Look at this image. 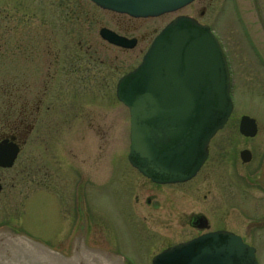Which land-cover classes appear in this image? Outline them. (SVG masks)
Instances as JSON below:
<instances>
[{
    "label": "rangeland",
    "instance_id": "374dc122",
    "mask_svg": "<svg viewBox=\"0 0 264 264\" xmlns=\"http://www.w3.org/2000/svg\"><path fill=\"white\" fill-rule=\"evenodd\" d=\"M180 14L210 25L221 39L230 61L234 107L224 128L210 141L208 159L197 177L181 185L160 186L128 164L129 117L127 109L115 98V86L120 76L138 64L164 23ZM101 27L136 37L137 45L130 50L114 47L99 37ZM44 41L46 45L41 44ZM88 47L100 58L97 69H89L82 79L81 74L69 73L70 68H64V63ZM45 55L59 62L49 72L42 66ZM79 67L87 68H74ZM25 80L33 86L50 84L70 89L74 100L84 102L86 122L80 124L83 140L71 138L69 146L80 148L84 160L80 174L83 177L79 179L84 205L83 209L80 204V220L87 249L130 259V264H149L159 249L212 231L216 227L213 220H218L216 209L225 210L227 220L223 227L241 235L254 247L258 264H264L263 226L256 222L257 226L247 229L250 218L264 221L260 214L263 200H245L237 194L228 201V187L220 181H210L232 168L223 160L230 159L228 155L233 151L236 165L241 166L238 150L242 145L252 148L256 157L264 152V0H196L173 14L151 19H129L104 12L88 0H0V85H20ZM3 94L0 93V118L11 127L13 122L5 119L9 109L2 108ZM242 115L252 117L258 125L256 137L246 142L238 132ZM53 144L55 148L61 142ZM47 146L52 148L51 142ZM45 151L44 146L36 147L39 156ZM47 163L55 172V165ZM70 179H75L72 172ZM75 184L69 186L71 208L77 195ZM47 197L41 194L27 204L23 220L27 231L33 234L47 235L58 222L59 217L54 216L57 210ZM199 212H210L209 225L202 230L192 228L188 221ZM68 215L74 217L71 210Z\"/></svg>",
    "mask_w": 264,
    "mask_h": 264
},
{
    "label": "water",
    "instance_id": "95a60500",
    "mask_svg": "<svg viewBox=\"0 0 264 264\" xmlns=\"http://www.w3.org/2000/svg\"><path fill=\"white\" fill-rule=\"evenodd\" d=\"M99 7L132 17H157L193 0H91ZM110 43L133 47L106 29ZM229 72L224 53L206 25L178 16L154 38L141 63L119 79L117 99L130 113L128 161L159 184L189 180L207 155L210 138L226 123L232 109ZM255 121L242 116L239 131L256 134ZM244 152L241 154L246 160ZM16 149L0 145V164L9 166ZM192 226L204 227L201 217ZM84 227L68 257L39 244L0 232V264H123L113 255L84 244ZM152 264H257L254 249L227 232L200 235L154 257Z\"/></svg>",
    "mask_w": 264,
    "mask_h": 264
},
{
    "label": "flooded vegetation",
    "instance_id": "af4514ba",
    "mask_svg": "<svg viewBox=\"0 0 264 264\" xmlns=\"http://www.w3.org/2000/svg\"><path fill=\"white\" fill-rule=\"evenodd\" d=\"M116 23L120 22L117 21ZM41 44L46 45L47 42L44 41ZM45 48L47 49V47ZM19 49L25 50L23 47ZM88 49L89 47L83 53L78 54L76 58H68V63H64V68H70L69 73L81 74L82 79H85L83 75L86 72L89 73V69L96 70L97 60L100 58L99 53L94 52L92 54ZM45 56L42 66L46 67L44 68L45 72L47 70L49 72L59 62L47 58V55ZM80 60H83L82 63ZM77 65H84L88 70L80 67L79 69L74 68ZM0 89H3L0 93H4L1 95L3 97V101H1L2 108L4 110L9 109L5 119L13 122L12 125H9L11 127H8V124H4L7 121L0 118L3 121L0 128V143H9L17 148V155L13 164L10 167L0 166V228L8 227L17 232L25 233L50 248L65 252L69 249L71 238L78 224V194L81 186L79 179L83 177L80 174L83 171L82 163L84 164V160H81V149L70 148L69 139L83 140L84 135L81 133L80 124L86 122L87 111L84 102L74 100V96L71 97L70 95V89L50 84L41 86L34 84L33 86L27 83L26 80L20 85L0 86ZM30 97L31 99H29ZM75 125L76 131L71 134V129ZM240 136L244 140L243 142L252 139ZM50 142L52 148L49 149L47 145ZM53 142H61V145L57 144L58 146L56 145L54 148L56 143L53 144ZM41 146H44L46 151L45 154L39 156L36 147ZM241 150L249 152L250 161L241 163L242 167L237 166V156H234L233 151L232 154L228 155L230 159L223 160L226 163L228 162L230 166L232 165V168L226 169L225 175L217 174L211 178V184L220 181L222 186L226 185L225 187H228V189L225 193L228 201L236 198L237 194H241L245 200L263 202L260 214L264 215V152L256 157L252 148L242 145L238 150V158ZM235 151L237 152V150ZM54 152H60L61 155ZM47 161H51L55 165V172L50 170ZM246 165L247 168L244 167ZM70 172L75 177L73 181L70 179ZM73 183H76L77 195L75 206L71 208L69 186ZM41 194L49 196L47 198H50L53 208L57 210L54 216L59 217L58 222L52 226L51 233L47 235L33 234L27 231L23 220L27 204L37 200ZM146 201L148 204L151 202L149 198ZM209 208L213 209L212 205ZM70 210L74 216L72 218H69L68 215ZM214 213L218 220L216 218L213 220L216 227L212 231L227 230L223 227L227 220L225 210L214 209ZM195 215H203L208 221V227L210 212L206 215L202 212Z\"/></svg>",
    "mask_w": 264,
    "mask_h": 264
}]
</instances>
